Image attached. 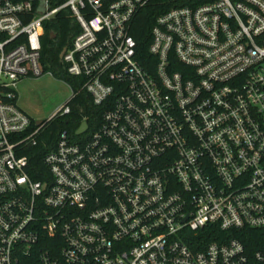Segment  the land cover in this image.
Here are the masks:
<instances>
[{"label": "built area", "instance_id": "1", "mask_svg": "<svg viewBox=\"0 0 264 264\" xmlns=\"http://www.w3.org/2000/svg\"><path fill=\"white\" fill-rule=\"evenodd\" d=\"M152 1L0 0V264H264V0L173 9L145 56L132 27ZM63 10L81 87L36 121L19 86L44 76V28ZM82 93L75 136L47 142Z\"/></svg>", "mask_w": 264, "mask_h": 264}, {"label": "trees", "instance_id": "2", "mask_svg": "<svg viewBox=\"0 0 264 264\" xmlns=\"http://www.w3.org/2000/svg\"><path fill=\"white\" fill-rule=\"evenodd\" d=\"M54 6L60 5L65 0H50ZM216 0H153L145 11L134 21L132 35L140 46L141 52L147 56L151 42V34L153 26L157 19L163 14L180 7H189L196 9L199 6L214 3ZM45 34L42 40V57L40 64L42 65L43 74L53 71L61 79L71 84L72 89L78 92L81 87V80L74 81V78L68 74L65 64L58 63L59 54L65 49L64 53L71 48L72 42L81 29L73 22L70 12L63 10L57 18L46 23ZM76 80V79H75ZM72 114L69 119L58 122L52 128L46 131L44 138L47 142L55 143L58 131L63 129L70 130L75 136L82 118L92 108L91 99L84 93L79 94L77 99L73 101ZM84 108V112H80V108ZM72 129V130H71ZM51 146H46L43 139L40 144L30 152V171L34 180H43L48 176V168L44 166V157L50 151ZM248 244V239L243 238Z\"/></svg>", "mask_w": 264, "mask_h": 264}, {"label": "rangeland", "instance_id": "3", "mask_svg": "<svg viewBox=\"0 0 264 264\" xmlns=\"http://www.w3.org/2000/svg\"><path fill=\"white\" fill-rule=\"evenodd\" d=\"M71 16L75 25L79 27L74 16L72 14ZM64 51L65 49L59 54L58 63H62ZM74 81L79 82L77 79ZM72 90L70 83L50 71L41 78H28L22 81L19 86V105L34 120L45 121L70 101ZM67 119L69 117L63 118L60 122ZM88 135H83L78 140H85Z\"/></svg>", "mask_w": 264, "mask_h": 264}, {"label": "water", "instance_id": "4", "mask_svg": "<svg viewBox=\"0 0 264 264\" xmlns=\"http://www.w3.org/2000/svg\"><path fill=\"white\" fill-rule=\"evenodd\" d=\"M34 1H38V0H34ZM40 123H41V122H39V124H40ZM87 128H88V124H87L86 122H84V123L81 125L80 129L77 131V136H81L82 134H84L85 131L87 130Z\"/></svg>", "mask_w": 264, "mask_h": 264}]
</instances>
